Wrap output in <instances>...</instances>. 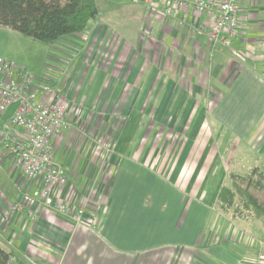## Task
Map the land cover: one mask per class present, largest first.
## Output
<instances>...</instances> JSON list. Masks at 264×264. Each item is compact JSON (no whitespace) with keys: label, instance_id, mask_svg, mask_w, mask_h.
Instances as JSON below:
<instances>
[{"label":"crops","instance_id":"1","mask_svg":"<svg viewBox=\"0 0 264 264\" xmlns=\"http://www.w3.org/2000/svg\"><path fill=\"white\" fill-rule=\"evenodd\" d=\"M158 1L130 0L143 11L137 38L130 31L118 35L99 15L83 33L58 40L64 43L58 46L63 56L76 58L77 66L70 76L55 67L60 74L47 83L73 109H82L73 130L50 140L68 178L60 198L96 215L93 225H77L45 206L37 219L28 206L13 212L21 192L33 195L37 183L24 181L15 154L0 142V247L16 259L27 264H254L264 253V242L217 206L221 181L241 174L217 171L221 156L229 158L231 140L223 136L219 154L211 158L206 107L186 97L220 96L212 118L233 138V157L248 149L257 165L247 173L264 169V0L242 1L237 47L227 51L213 46L202 30L212 19L191 9L174 18ZM121 13L124 20L126 12ZM62 59L55 60L66 65ZM181 97L186 108L178 102ZM14 110L0 116V131ZM231 113L235 120L229 124ZM97 116L123 121L109 151L99 141ZM180 134L187 141L180 142Z\"/></svg>","mask_w":264,"mask_h":264},{"label":"built area","instance_id":"2","mask_svg":"<svg viewBox=\"0 0 264 264\" xmlns=\"http://www.w3.org/2000/svg\"><path fill=\"white\" fill-rule=\"evenodd\" d=\"M242 1L159 0L158 4L174 18L181 11L191 9L197 15L212 19V24H205L202 30L213 46L230 47L239 33ZM47 81L45 77L37 81L22 66L0 56V116L15 106L4 131H0V142L15 154V164L20 168L24 181L37 183L33 195L28 189L21 192L12 209L20 213L28 206L30 217L37 219L38 209L45 206L77 225H93L96 215L89 214L85 207L69 205L60 198L68 178L56 162L50 140L61 132L73 130L80 111L62 100L59 92L52 91L54 88ZM254 264H264V253H259Z\"/></svg>","mask_w":264,"mask_h":264},{"label":"rangeland","instance_id":"3","mask_svg":"<svg viewBox=\"0 0 264 264\" xmlns=\"http://www.w3.org/2000/svg\"><path fill=\"white\" fill-rule=\"evenodd\" d=\"M96 1L99 6V15H100L99 18L101 19L104 25L107 24L112 29H115L118 35H122L124 31H130V35H132L134 38H137L136 36L138 33H140L139 28L143 17L142 14L143 11L140 12V6L133 5V3L130 2V0H121L123 2L122 5L118 3L116 5L113 2L114 0H96ZM139 4L144 6V3H139ZM147 8L150 9L151 4L147 5ZM121 12L123 13L126 12V17H124V20L122 15H120L122 14ZM139 38L142 39V36L139 35ZM58 42L59 41L53 44L44 43L29 37H25L14 30L0 26V56L8 60L14 61L18 65L22 66L25 69V71L35 76L37 78V81L41 77L49 78V76L54 77L55 74L56 75L58 73L60 74V72L57 69H55V67L65 71V73L68 74L69 76L76 68L77 66L76 58L74 57L71 58V56H66V55H65L66 57H64L63 53L60 51V49H58L60 45L61 44L64 45V43H58ZM113 44L114 42H111V45ZM217 46L224 47L226 51L230 49H235V47H237L236 39L235 38L233 39V44L230 47H225L223 45H217ZM237 52L240 53L241 50H238ZM72 53L74 52L71 50L69 54ZM57 57H62L63 58L62 60L66 61V65L58 64L55 60ZM56 80L57 81L60 80V75L57 76ZM61 80L64 83V78H61ZM56 89L57 87L56 88L54 87L52 91H56ZM154 97L155 96L150 97L148 101L149 104L151 101H153L152 99ZM183 97H181L180 101H178L180 105H185V101ZM186 97L191 99L195 98L196 100L194 99L195 100L194 102L196 104L199 103L201 107L203 106L206 107L207 125L211 129L212 141L214 142L212 146L213 149L210 153L211 158H214V156L219 154L218 148L220 147L219 145L221 144V140L223 136L225 139L231 140L230 147L228 148V152H227L229 155L228 158L229 160L227 159L226 161L225 160L226 158L221 156L222 162L219 163L217 171H220V169L223 168L226 174L229 173L230 171H233L241 175H245L251 167L257 165L256 164L257 159L253 157V153L248 149L244 150V148H242L237 150V152L233 157L231 153L233 152V150H231V145L234 144L232 140L233 138L229 137L225 133V131H220L221 126L219 122L216 123L212 118V113L214 112V109L219 103L220 96H186ZM174 99H176V97ZM182 107L186 108V105ZM80 110L82 109L79 108L78 111ZM102 117L97 116L96 117L97 120H95L94 124L96 126V130L97 129L101 130L99 133V139H100L99 141L101 142V145L105 146L104 149L109 151L110 145L115 144V138H116L115 135L121 129L123 125V121L121 118H118L119 120H116L114 118H109L110 122H108L104 120ZM230 118L231 119H229V124H231L232 120H235V117L233 116L232 113ZM182 121H184V119L182 120L181 118L180 119L181 125H182ZM204 126H205V121L203 122V127ZM180 135H181L180 142L187 141L186 137L184 138V134H180ZM249 137L251 138V135ZM230 158H232L231 162H230ZM224 180L221 181L220 185L225 184L230 187L232 186V180L230 179H227L225 181ZM239 185L243 189H245L246 187V184L242 183L241 181H239ZM250 191L253 194V196L256 199H258L259 202L264 203V191L255 190L253 188ZM225 215L230 220H235V221L238 220V218L236 219L235 217H233L232 211H229L228 214ZM240 220L241 222H244L243 225L251 232L249 234L254 233L255 235L253 234L254 235L253 237L258 238L259 240L264 242V225L261 221H258L254 217H250V216L248 217V220H246L245 218H240Z\"/></svg>","mask_w":264,"mask_h":264},{"label":"trees","instance_id":"4","mask_svg":"<svg viewBox=\"0 0 264 264\" xmlns=\"http://www.w3.org/2000/svg\"><path fill=\"white\" fill-rule=\"evenodd\" d=\"M99 16L96 0H0V26L44 43H55L83 33ZM232 186L223 185L217 206L236 219L254 217L264 225V203L251 189L264 191V169L253 168L245 175H231ZM239 181L246 184L241 188ZM0 264H27L0 247Z\"/></svg>","mask_w":264,"mask_h":264}]
</instances>
